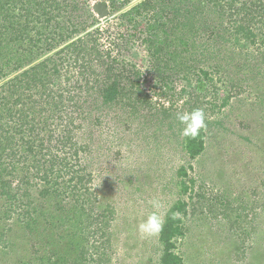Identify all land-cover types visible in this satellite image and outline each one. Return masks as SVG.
Wrapping results in <instances>:
<instances>
[{
    "label": "trees",
    "instance_id": "16d2710c",
    "mask_svg": "<svg viewBox=\"0 0 264 264\" xmlns=\"http://www.w3.org/2000/svg\"><path fill=\"white\" fill-rule=\"evenodd\" d=\"M130 12L131 23L146 18L145 41L162 93L175 94L171 82L180 77L190 82L184 106L203 109L207 125L196 138L181 135L176 114L183 110L174 102L154 104L134 63L101 48L98 34L88 31L89 23L98 20L90 1L0 0V264H95L113 251L106 235L113 234L110 222L120 201L91 182L104 164V177L124 168L112 166L120 153L113 143L105 147L94 141L90 121L112 122L116 136L127 114L137 111V122L155 136L154 142H162L165 127L171 131L166 137L174 136L176 145L169 153L187 157L192 168L191 161L207 149L208 131L229 129L226 113L208 117L212 106H203L202 89L215 84L213 73L224 75L230 88L258 77L264 81V0H141ZM72 59L96 79L77 93L70 89L71 70H64V62ZM231 91L223 107L231 104ZM72 106L79 114L72 113ZM107 133L99 139L118 137ZM139 133L135 139L145 141ZM163 161L157 160L156 171ZM187 172L185 165L172 170V187L178 180L181 190L172 191L176 199L161 213L156 264H186L178 243L187 237L191 209L205 197ZM94 241L107 251H99Z\"/></svg>",
    "mask_w": 264,
    "mask_h": 264
},
{
    "label": "rangeland",
    "instance_id": "374dc122",
    "mask_svg": "<svg viewBox=\"0 0 264 264\" xmlns=\"http://www.w3.org/2000/svg\"><path fill=\"white\" fill-rule=\"evenodd\" d=\"M88 1L92 3L93 0ZM102 1L109 3L110 13L103 19L97 18L94 23H89L88 27V31L95 32L92 35L98 34L101 48L112 52L119 61L136 65L141 86L154 104L174 102V107L188 111L184 103L190 98V82L181 77L175 79L171 82V86L176 89L171 91H175V94H163L153 68L152 52L145 41L146 18L141 17L138 25L128 20L130 10L141 0H132L125 5L117 2L115 6L112 0ZM134 29L136 34H133ZM243 46L247 44L243 43ZM73 60L71 64L64 62V70H71L70 89L77 93L80 87H88L87 82L95 84L96 79L90 70H82L79 60L76 63ZM199 66L206 67V64L200 61ZM213 74L215 84L202 89L206 94L203 106H212L207 110L208 117H220L226 113L229 129L220 134L208 131L207 149L197 161H191L192 168L187 157L169 153L168 148L176 145L174 136L170 140L166 137L171 131L165 127L162 142H154L155 136H150V133L147 135V131L143 130L145 125L137 122V111L127 114L125 127L119 129L116 140L110 142L107 139L103 142L99 138L106 132L108 137H116L111 133L112 122L99 125L96 121H90L96 132L94 141L105 143V147L113 143V150L120 153L112 166L124 168L118 173L109 171L104 177L100 175V171L108 168L104 164L95 170L96 181L91 182L92 186L103 192L108 190L120 201L115 218L110 222L113 234L106 235V238L111 237L114 249L102 255L105 260H97L95 264L157 263L156 236L142 237L138 226L153 211L161 215L172 205L181 190L178 180H172L175 188L172 187V170L182 165L187 167L189 175L196 178V187L205 196L201 201L194 200V209H191L190 217L186 219L187 237L178 243L186 264H264V81L258 77L253 82H242L230 88L223 80L224 75L219 77V74ZM229 89L232 90L231 104L223 107L221 103ZM77 110L71 107L73 114H79ZM97 116L103 115L99 113ZM92 117L97 118L94 115ZM82 131L81 124L77 133L81 136ZM136 133L142 134L146 140L135 139ZM158 159L166 163L163 161L156 171ZM126 171L131 172V175H126ZM173 175L177 176V172L173 171ZM112 186L115 189L111 191ZM173 190H177L175 196ZM153 200L160 203L159 209L153 208ZM243 205L246 209L242 212ZM253 225L256 228L253 229ZM98 242L94 241V244L99 251H107L99 248Z\"/></svg>",
    "mask_w": 264,
    "mask_h": 264
},
{
    "label": "clouds",
    "instance_id": "9594fccd",
    "mask_svg": "<svg viewBox=\"0 0 264 264\" xmlns=\"http://www.w3.org/2000/svg\"><path fill=\"white\" fill-rule=\"evenodd\" d=\"M176 118L182 125L181 135L187 138H196L199 135L200 131L207 126L205 113L203 109L200 108H196L191 111L178 112L176 114ZM151 203L153 205V208L156 209H159L161 206L160 203L156 200H153ZM163 224V217L159 215L158 212H153L148 216L146 221L139 224V232L142 237L156 236L162 230Z\"/></svg>",
    "mask_w": 264,
    "mask_h": 264
},
{
    "label": "water",
    "instance_id": "95a60500",
    "mask_svg": "<svg viewBox=\"0 0 264 264\" xmlns=\"http://www.w3.org/2000/svg\"><path fill=\"white\" fill-rule=\"evenodd\" d=\"M92 6L93 11H95L100 17L107 16L110 13L108 3L106 1H97Z\"/></svg>",
    "mask_w": 264,
    "mask_h": 264
},
{
    "label": "built area",
    "instance_id": "2783aa9c",
    "mask_svg": "<svg viewBox=\"0 0 264 264\" xmlns=\"http://www.w3.org/2000/svg\"><path fill=\"white\" fill-rule=\"evenodd\" d=\"M97 1H102V0H97ZM97 1H92V3H91V5H93L94 3H96ZM107 2V1H106ZM108 3V2H107ZM93 7V6H92ZM108 7H109V3H108ZM110 8V7H109ZM95 13V12H94ZM96 14V16H97V18L98 19H103V18H105L106 16H104V17H100L97 13H95ZM168 103V102H167Z\"/></svg>",
    "mask_w": 264,
    "mask_h": 264
}]
</instances>
